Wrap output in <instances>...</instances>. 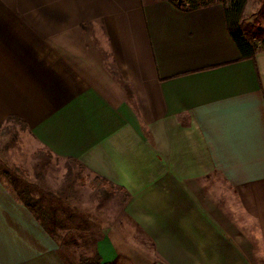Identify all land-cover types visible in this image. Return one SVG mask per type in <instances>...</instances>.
Here are the masks:
<instances>
[{
    "label": "crops",
    "instance_id": "0c3cea01",
    "mask_svg": "<svg viewBox=\"0 0 264 264\" xmlns=\"http://www.w3.org/2000/svg\"><path fill=\"white\" fill-rule=\"evenodd\" d=\"M10 118L126 190L156 264H264V50L242 58L223 5L0 0V124ZM117 244H98L104 264ZM0 264H69L1 176Z\"/></svg>",
    "mask_w": 264,
    "mask_h": 264
},
{
    "label": "rangeland",
    "instance_id": "374dc122",
    "mask_svg": "<svg viewBox=\"0 0 264 264\" xmlns=\"http://www.w3.org/2000/svg\"><path fill=\"white\" fill-rule=\"evenodd\" d=\"M252 2L244 27L264 31V0ZM255 44L264 50V35ZM4 173L11 175L19 192L38 200L51 217L52 236L69 264L95 257L98 244L106 237L118 242L120 256L115 264L159 262L153 244L125 214L127 196L123 192L110 190L77 162L52 156L15 120L0 124V176L5 179Z\"/></svg>",
    "mask_w": 264,
    "mask_h": 264
},
{
    "label": "trees",
    "instance_id": "16d2710c",
    "mask_svg": "<svg viewBox=\"0 0 264 264\" xmlns=\"http://www.w3.org/2000/svg\"><path fill=\"white\" fill-rule=\"evenodd\" d=\"M173 6L177 8H184L190 10H197L202 8H207L213 6L217 3L223 5L225 20L228 32L238 47L243 59H253L255 58L258 47L255 42L258 40L259 36L264 35L263 30L253 31L251 27H244V16L246 7L249 0H167ZM10 120H15L19 122L24 129H26V124L23 120L19 118H10ZM75 161V160H72ZM76 162V161H75ZM78 163V162H77ZM79 164V163H78ZM80 165V164H79ZM5 180L10 183L20 200L24 205L30 210V212L36 217L41 226L50 235H53L51 229V217L44 212L39 205L38 200L27 196L19 192L15 186L12 184V177L9 173H4ZM100 180L105 186L109 187L110 190L117 189L123 192L129 198V193L122 189L116 188L111 183L106 180H101L100 178H95ZM81 264H104L102 258L99 255H95L93 258L81 259Z\"/></svg>",
    "mask_w": 264,
    "mask_h": 264
}]
</instances>
